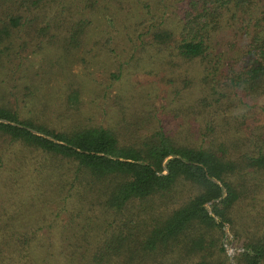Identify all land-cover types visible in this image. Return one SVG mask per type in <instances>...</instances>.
Segmentation results:
<instances>
[{
    "label": "trees",
    "instance_id": "16d2710c",
    "mask_svg": "<svg viewBox=\"0 0 264 264\" xmlns=\"http://www.w3.org/2000/svg\"><path fill=\"white\" fill-rule=\"evenodd\" d=\"M52 1L9 0L6 20H0V43L4 34H11L9 27L19 23L30 27L35 16L37 35L48 40L53 35L49 22L37 19ZM184 4L177 39L170 40L172 30L163 21L153 31L161 42L167 40L170 56L199 70L198 93L183 107L202 115L199 139L176 142L161 126L130 141L99 124L59 134L0 107V131L41 152L36 172H46L51 196L58 209L68 213V224L74 216L86 214L80 226L83 237L76 233L79 229L73 232L71 228L67 238L60 212L54 211L51 264H230L224 224L230 221L231 207L249 192L255 199L253 192L264 187L258 176L249 179L248 171L251 168L264 176V102L248 103V98L264 95V0H186ZM224 13L227 17L222 20ZM236 19L249 27L252 35L235 53L239 58L231 60L223 50H213L211 31ZM84 26L81 18L72 20L60 45L70 51L78 48ZM153 28L151 23L148 30ZM120 74L119 69L115 76ZM234 106L243 107L241 112L226 116L231 137L211 139L209 134L225 125L217 124L213 116ZM250 108L256 109V126L247 121ZM61 175L63 180L57 179ZM186 184L192 190L188 194ZM208 201L211 209L205 204ZM13 218L0 220V234L12 242L15 237L8 226ZM207 225L218 229L216 251L205 236ZM77 226L75 223L73 228ZM231 226L233 236H245L235 264H264V230L258 234L243 227L240 232ZM19 240L15 243L22 249L8 248V243L0 249V264H35L32 238L26 235Z\"/></svg>",
    "mask_w": 264,
    "mask_h": 264
},
{
    "label": "rangeland",
    "instance_id": "374dc122",
    "mask_svg": "<svg viewBox=\"0 0 264 264\" xmlns=\"http://www.w3.org/2000/svg\"><path fill=\"white\" fill-rule=\"evenodd\" d=\"M8 1L0 0L1 21L6 20ZM185 1L53 0L51 6L40 11L42 15L37 19L39 23L49 22V31L53 35L48 40L37 35V16L30 20V27L19 23V26L9 27L11 34L3 36L0 43V107L59 134L99 124L118 131L121 140L130 141L147 136L161 126L176 142L199 139L202 115L183 108L198 93L199 70L188 61L170 56L167 40L161 42L154 37V31L162 21L172 30L170 40L179 37V19ZM221 17L224 20L227 14ZM77 18L83 20L85 34L80 46L70 51L60 45L61 36L68 34L71 21ZM21 21L24 22L23 16ZM151 23L155 28L148 30ZM251 32L237 19L230 24L225 21L218 30L211 31L212 48L233 56L226 57L231 60L239 58L235 53L248 44ZM40 39L42 42L36 43ZM119 69L122 74L117 77L115 74ZM185 76L188 77L186 81ZM256 102H264V95L248 98L250 106ZM242 107L234 106L232 110L214 115L217 124L226 126L221 124L209 137L229 139L232 134L228 133L226 116L241 112ZM255 111L250 108L246 114L248 123L252 122L254 126L258 125V118L253 117ZM208 121L212 124L210 119ZM31 130L37 132L34 128ZM41 156L34 147L23 145L0 131V220L14 217L8 228L13 230L15 237L12 242L10 237L0 234V249L6 243L8 248L22 249L15 239L20 241L28 235L32 238L34 263L51 264L48 260L53 252L51 241L55 238L51 237L50 223L55 217L54 211L60 212L59 220L66 226L67 238L71 228L73 232L79 229L76 233L83 237L80 226L86 214L74 216L75 220L68 224V213L58 209L55 197L51 196L46 172H36ZM248 171L249 179L258 176L259 184L264 185L261 182L264 176L259 171L254 173L251 168ZM61 176L57 179L63 180L65 176ZM35 180H38L37 184L33 182ZM184 188L186 194L192 191L188 184ZM251 193L242 196L231 207L230 221L224 224L228 245L239 247L245 242L243 234L232 235L231 224L240 232L243 227L258 234L264 230V187L253 192L255 199ZM205 204L211 209L210 201ZM215 218L218 219L216 215ZM75 223L78 226L73 228ZM205 232L210 247L216 251L220 239L218 229L207 225Z\"/></svg>",
    "mask_w": 264,
    "mask_h": 264
},
{
    "label": "built area",
    "instance_id": "2783aa9c",
    "mask_svg": "<svg viewBox=\"0 0 264 264\" xmlns=\"http://www.w3.org/2000/svg\"><path fill=\"white\" fill-rule=\"evenodd\" d=\"M226 237H227V234H226ZM227 239L228 238H226V240ZM228 242L229 241L224 242L225 249H226L227 254L229 255V259L231 260L230 264H234L233 260H234L235 254L243 250V246L236 247V246L228 245L229 244Z\"/></svg>",
    "mask_w": 264,
    "mask_h": 264
}]
</instances>
